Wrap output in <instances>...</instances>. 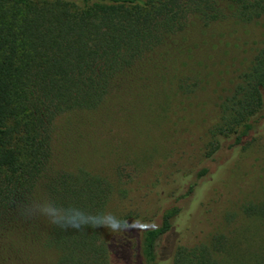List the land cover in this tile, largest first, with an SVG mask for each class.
<instances>
[{"label": "trees", "instance_id": "obj_1", "mask_svg": "<svg viewBox=\"0 0 264 264\" xmlns=\"http://www.w3.org/2000/svg\"><path fill=\"white\" fill-rule=\"evenodd\" d=\"M140 115L161 157H125L116 182L80 150L71 166L75 136L112 163ZM120 199L113 233L24 212L105 216ZM118 233L130 264L132 248L137 264H264V0H0V264H122ZM180 233L194 238L166 252Z\"/></svg>", "mask_w": 264, "mask_h": 264}, {"label": "rangeland", "instance_id": "obj_2", "mask_svg": "<svg viewBox=\"0 0 264 264\" xmlns=\"http://www.w3.org/2000/svg\"><path fill=\"white\" fill-rule=\"evenodd\" d=\"M165 73L169 76L170 72L165 71ZM157 88V87H156ZM173 93V87L169 84L166 85H161L158 87L155 92H154V100L155 101H163V99L166 98V96H172ZM151 94V93H150ZM142 113H147L149 114L150 118H152V115L155 113L154 110L150 112H142ZM149 117H144V116H139L133 123H127L125 122L123 126L125 131L122 132V140L120 143H118V154L116 156V159L112 161V163L107 164V161L102 159L104 156H99L94 152V148H91L90 143L87 145L83 146V142L81 140H78V138L75 136V143H78L75 146H70L68 149V155H69V160L71 162V166H74L77 163L76 160V151L80 150V155L83 161L87 162V165L92 167L93 170L100 172L101 174L109 176L111 174L113 181L116 182V177L114 173H112L113 169L112 166L116 165L117 163L123 162L125 157H135L141 164V166L146 165V163L150 162L152 159H157V157H161V153H163V149L165 148V142H164V137L163 134L161 133V129H154L155 135L152 137H148L146 133L144 132H139L138 129L136 132H134L131 128V125H137L139 128L142 130L145 129H151L152 126L150 125L151 120ZM149 120V121H148ZM120 148V150H119ZM100 151L102 152L103 149L100 147ZM236 188V187H235ZM137 194L139 195V201L136 202L135 207L138 211L144 210L147 213L151 212L152 208V201L151 200H144L142 197L144 196L143 194H146V188L140 189ZM134 200V197H133ZM119 203L115 204L113 203L112 206H110V215L115 216L113 214L115 213H120L123 210V207L125 208V204L123 199L117 200ZM124 203V204H123ZM195 219V218H194ZM191 222V221H190ZM189 222V223H190ZM188 223V224H189ZM187 224V225H188ZM211 231V228H209ZM114 230H112L113 233ZM183 231V230H182ZM177 232V231H174ZM188 233V231H185ZM183 232V233H185ZM190 233V231H189ZM197 234V233H196ZM189 234L185 237L182 238L181 233L175 236V238H171V241H164V247L167 248V251H172L177 243L179 241H183L189 238H194V236H191L187 238ZM115 245L113 247V251H115V256L116 259H123L124 261L122 264H130V261H128L127 258L129 254L127 253V245L125 242H123V237L122 234H117L116 237L114 238ZM126 246V247H125ZM117 249L119 253L117 252ZM160 250H162L160 248ZM131 263L132 264H137L135 261L136 259L133 257L135 255L133 253V248L131 249ZM171 256V253L168 254V259L165 258L164 261L159 262V264H173L172 260L169 259ZM53 262L52 255L51 254H44L40 256V260H36L35 264H51ZM121 264V263H120ZM139 264V263H138Z\"/></svg>", "mask_w": 264, "mask_h": 264}, {"label": "clouds", "instance_id": "obj_3", "mask_svg": "<svg viewBox=\"0 0 264 264\" xmlns=\"http://www.w3.org/2000/svg\"><path fill=\"white\" fill-rule=\"evenodd\" d=\"M26 215H42L49 219V222L60 227H73L79 228L85 225H91L92 227H108L112 230H119L122 226H127L126 224L122 225L112 215L105 216H91L87 218L80 216L66 217L62 214L61 209L49 201H44L43 203H36L30 207L24 209Z\"/></svg>", "mask_w": 264, "mask_h": 264}]
</instances>
